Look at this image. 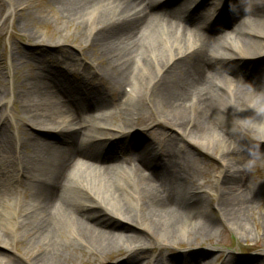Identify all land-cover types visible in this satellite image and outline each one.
<instances>
[{"label": "bare ground", "instance_id": "bare-ground-1", "mask_svg": "<svg viewBox=\"0 0 264 264\" xmlns=\"http://www.w3.org/2000/svg\"><path fill=\"white\" fill-rule=\"evenodd\" d=\"M190 1L42 2L56 6L58 20L82 36L80 60L60 48L55 32L38 33L30 3L0 1L6 11L0 33L9 15L31 46L19 47L10 35L8 64L0 65V227L6 229L0 264H77L84 254L101 255L118 242L127 254L115 264L146 258L158 264L153 253L142 255L152 248L151 237L163 246L175 245L178 234L208 238L217 231L209 214L212 180L194 178L191 149L208 144L207 131L232 155L221 158L230 175L220 180L222 199L214 208L219 220L242 229L256 186L238 165L247 150L221 123L229 111L237 133L261 132L264 140V0ZM203 6L213 10V24L205 23ZM225 33L237 36L225 39L219 60L216 45ZM88 46L96 49L90 61L83 56ZM28 57L35 66L22 74L17 63ZM61 90L67 93L62 100ZM148 103L160 107L151 116L175 134L136 129L143 125L137 110ZM113 106L118 115L109 111ZM123 118L137 125L120 129ZM23 123L35 133L21 130ZM22 243L20 257L14 256L10 249ZM190 253L182 262L166 255L159 260L200 263Z\"/></svg>", "mask_w": 264, "mask_h": 264}, {"label": "rangeland", "instance_id": "rangeland-1", "mask_svg": "<svg viewBox=\"0 0 264 264\" xmlns=\"http://www.w3.org/2000/svg\"><path fill=\"white\" fill-rule=\"evenodd\" d=\"M0 1L1 3H3L2 5L6 4V0ZM22 1H27L28 3H30V6L27 10L28 13H30L33 17L40 21L38 26L36 24V30L38 31V33L47 37L48 33L55 32L53 37L61 40V42L63 43L62 47L60 48L62 50H72L75 57L80 60V54L78 53L77 49L81 48L82 50V47H84L85 43L81 41L82 36L79 37L71 24H66L64 20H58L56 14L58 8L54 5L48 6L47 4H43L42 2L46 0H20V2ZM186 1L187 6L189 4V0ZM173 5H175V3L171 2L167 3L165 6L167 8H170L173 7ZM207 8L208 6H203L202 12L210 16L212 9H210L209 11H205V9ZM2 13L3 14L0 20V24H2L1 21L5 17L6 11L4 10L2 11ZM179 13H181V11ZM4 20L5 24L2 26L3 28L1 29L0 33L1 66H7L8 64L10 53L8 39H10V35L15 37L16 44L19 47L26 50L31 49V46H29L30 41L28 40L26 33L17 26L16 21H12L9 15ZM205 21L207 23H212V21L208 19ZM58 34L62 39L58 36ZM225 34H228L227 37L230 38H222L216 45V51L219 60V56H221L223 52L222 45L226 41L225 39H232V37L237 36L235 33ZM154 38L155 41L159 44L156 35ZM91 51L96 54V49L91 46H88L85 49L83 48L84 60L90 61L89 59L93 57V52ZM17 64L19 67L18 71L22 72V74H26L28 70L32 69L35 66V61L34 58L28 57L21 59ZM65 94H67L65 90H61V92L58 94L59 99H64ZM9 96L12 100L14 98H18V94H10ZM114 107L115 106H113V108H111L109 111L111 113H114V115H118V113H115V110L118 109ZM15 110H18L17 107H15ZM160 110V107L158 108L155 103H148L144 105L142 104L141 110L139 108V112L137 110V113H139V120H142L143 125H138L136 129H142V131L145 133L164 130L167 134H175L176 131L172 127L166 125L165 123H162L161 121H159V119L157 120L155 117L151 116V114L157 115L161 113ZM5 115L8 116V119L11 122L16 121L17 123L21 124L19 120H16L17 118L15 114H13V117L11 118L5 111ZM114 118L119 121L118 117ZM124 119L126 120L127 118H123V120ZM128 120L129 119H127L124 124L117 123L120 125L119 128L124 129V126L127 125H137V121L135 119L129 121ZM151 120H153V122ZM238 126V123L233 118L231 113L227 111L225 113L224 119L222 120L221 128L224 132L231 131L229 136L230 139H232L237 145H240L241 148L247 150L244 157L239 159L238 165L241 167V170H243L246 178H249L252 185L256 186V192L254 193L255 201L251 207V210L247 212L245 220L242 222V229L237 230L229 222L225 220H219V215L215 210L216 208H214L217 202L222 199V196L219 193L220 180H223V178H229L230 175L228 173L229 166L224 169L222 167L221 158L222 156H225L231 159L232 155L228 154V152L222 148V145L220 144L219 140H217L216 136L211 133L209 134V131H207L209 135L208 144L204 147L193 144L194 147H191V149L195 156L197 164L194 178H199L200 182L204 181L203 178H205V180H212L208 200L211 208L209 214L210 218L213 219L215 223H217V231H213L208 236V238H200L194 241L187 240L186 238H183V236H180V234H178L177 243L173 246L157 245L154 242L155 240H151V237L150 243L152 248L148 252L145 251V254L143 252L142 255H147L149 254V252L153 253V260H157L158 264H162L159 259L164 255L175 258L177 262H182V258H188L190 251V254L195 258H198L197 260L200 261V263L198 264H264V218L262 216V212H264V140L259 138V136L262 134L261 132L247 131L250 137L242 136L241 134L237 133V131H235ZM21 130L31 133H35L34 131H36L26 126L24 123L21 125ZM111 132L114 133L113 131ZM20 135H22V133H20ZM205 135L208 136L207 133H205ZM40 140L42 142L49 141L47 138H44V136H42ZM181 142H184V139H182ZM126 143L127 142L125 138L124 141L121 139L118 143L122 147V152L120 154L122 158L126 157V153L124 154ZM17 198L23 200V197L20 193L17 194ZM5 232L6 229L4 230V228L0 227V234H5ZM23 246L25 247L24 243L20 245V249L17 247L11 248L10 252L14 256L20 257L19 253L22 251L21 247ZM126 249L127 248L125 243L118 242V244H116L112 249L107 250L101 255L84 254L83 257L85 260L80 261L77 264H115L118 258H123L127 254ZM143 260L144 261L142 262V264H150L148 262L149 258Z\"/></svg>", "mask_w": 264, "mask_h": 264}]
</instances>
